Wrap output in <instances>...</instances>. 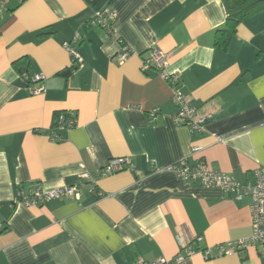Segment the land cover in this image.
<instances>
[{
  "label": "crops",
  "instance_id": "obj_1",
  "mask_svg": "<svg viewBox=\"0 0 264 264\" xmlns=\"http://www.w3.org/2000/svg\"><path fill=\"white\" fill-rule=\"evenodd\" d=\"M5 7L0 264H264L257 245L211 259L196 251L175 263L177 237L203 250L250 235V199L167 169L203 160L242 185L254 183V170L264 166V10L244 17L220 51L213 37L228 13L224 0H7ZM97 11L115 14L110 32L90 24ZM76 34L83 63L64 73L71 57L63 43ZM120 40L132 50L122 63ZM154 46L168 58L165 72L179 76L181 91L207 116L199 132L175 124L169 83L142 67ZM20 59L27 70L14 64ZM36 75L44 90L30 93ZM57 112L75 125L52 127ZM116 157L130 158L133 169L97 177ZM83 172L100 197L83 187L78 198L17 200L35 184H75Z\"/></svg>",
  "mask_w": 264,
  "mask_h": 264
},
{
  "label": "built area",
  "instance_id": "obj_2",
  "mask_svg": "<svg viewBox=\"0 0 264 264\" xmlns=\"http://www.w3.org/2000/svg\"><path fill=\"white\" fill-rule=\"evenodd\" d=\"M6 2L7 0H0V11L6 8ZM114 16L115 14L111 12L97 11L91 19L90 24L98 25L107 32H110ZM77 41L78 35L76 34L70 41L64 42L63 46L70 54L71 64L80 67L83 63V58L75 45ZM131 54L132 50L129 46L120 40V49L116 53V60L122 63ZM167 59L166 54L154 46L143 57L142 67L145 70L155 69L169 83L173 94L172 99L176 107L173 117L175 124L186 126L191 132H199L208 118L207 116L198 114L196 108L190 103L189 98L181 91L179 76L165 72ZM41 78L42 76L36 75L30 79L28 86L30 93H40L44 90L42 84H35L41 81ZM57 119L59 122L58 127L71 128L75 125L74 117L68 118L64 113L58 114ZM196 149L195 147L192 148L194 151ZM133 167L134 165L128 157L111 158L96 172V176L104 177L122 170H132ZM167 169L173 171L184 181L198 183L206 188H220L229 195H232L236 200L244 197L250 199L249 207L252 224L250 235L236 240H228L203 250L193 249L190 242L187 243L181 237H177L178 252L174 257L175 263L182 262L196 251H199L205 259H211L218 256L242 254L249 247L257 245L258 251L264 254V166H259L254 170V183L252 185H242L228 174L214 171L203 160L196 162L194 165H189L187 159H181L177 163L170 165ZM78 179V182L75 184L62 185L50 189L35 184L27 193L18 191L17 200L24 206H30L62 197L78 198L83 187H88V191L97 197L102 195V192L96 189L95 180L89 173H81ZM202 240L203 237L200 235L195 237L194 242H201ZM213 249H216L215 253L212 252ZM134 264H169V262L165 258H158L153 261L137 258Z\"/></svg>",
  "mask_w": 264,
  "mask_h": 264
},
{
  "label": "trees",
  "instance_id": "obj_3",
  "mask_svg": "<svg viewBox=\"0 0 264 264\" xmlns=\"http://www.w3.org/2000/svg\"><path fill=\"white\" fill-rule=\"evenodd\" d=\"M224 2L228 13L223 25L216 29L213 37V46L220 51L228 49L235 36L237 26L244 17L264 10V0H224ZM14 64L16 66L23 64V70H27L28 62L25 59L17 60ZM76 69H78V66L71 64L68 69L64 70V73H70ZM60 113H64L68 118L72 117L66 112H57L54 115L52 127L59 126L57 115Z\"/></svg>",
  "mask_w": 264,
  "mask_h": 264
}]
</instances>
